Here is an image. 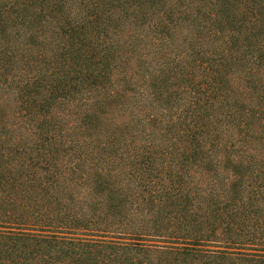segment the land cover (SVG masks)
I'll list each match as a JSON object with an SVG mask.
<instances>
[{
	"label": "trees",
	"instance_id": "obj_1",
	"mask_svg": "<svg viewBox=\"0 0 264 264\" xmlns=\"http://www.w3.org/2000/svg\"><path fill=\"white\" fill-rule=\"evenodd\" d=\"M0 264H264V0H0Z\"/></svg>",
	"mask_w": 264,
	"mask_h": 264
}]
</instances>
